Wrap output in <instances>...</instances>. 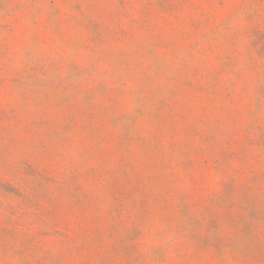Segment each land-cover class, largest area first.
<instances>
[{
	"label": "rangeland",
	"instance_id": "374dc122",
	"mask_svg": "<svg viewBox=\"0 0 264 264\" xmlns=\"http://www.w3.org/2000/svg\"><path fill=\"white\" fill-rule=\"evenodd\" d=\"M0 264H264V0H0Z\"/></svg>",
	"mask_w": 264,
	"mask_h": 264
}]
</instances>
